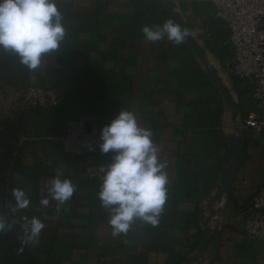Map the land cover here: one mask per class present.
Segmentation results:
<instances>
[{"label":"crops","instance_id":"crops-1","mask_svg":"<svg viewBox=\"0 0 264 264\" xmlns=\"http://www.w3.org/2000/svg\"><path fill=\"white\" fill-rule=\"evenodd\" d=\"M57 6L64 14L65 41L29 71V83L55 90L59 105L28 111L27 152L14 187L31 201L18 210L21 218L43 222L40 240L58 262L264 264V240L246 239L242 230L252 197L264 186L263 136L243 127L256 102L228 72L233 53L211 5L57 0ZM169 20L187 31L183 43L145 38L144 26L155 30ZM121 110L132 111L153 132L159 158L168 162L169 184L159 226L136 222L126 236L114 238L97 195L108 157L100 151L69 157L59 141L65 122L81 112L111 120ZM231 139L240 142L238 159ZM230 168V184L219 193ZM58 171L76 186L60 213L55 201L40 203ZM210 216L213 221L205 225Z\"/></svg>","mask_w":264,"mask_h":264},{"label":"clouds","instance_id":"clouds-1","mask_svg":"<svg viewBox=\"0 0 264 264\" xmlns=\"http://www.w3.org/2000/svg\"><path fill=\"white\" fill-rule=\"evenodd\" d=\"M143 34L150 42L165 37L179 45L188 33L179 24L169 20L155 30L144 26ZM66 38L64 14L57 0H0V52L14 56L29 71L39 69L45 57L59 52ZM153 132L142 127L136 115L129 110L116 112L100 128L98 148L108 157L103 167L98 198L101 207L109 213L111 235H127L136 222L157 227L168 199L169 178L165 169L167 161L159 158V148L153 141ZM89 150H94L88 145ZM57 172L49 181L48 195L40 203L47 207L56 202V211L69 201L76 186ZM13 213L27 208L31 201L23 189L12 190ZM66 210V209H65ZM27 226L19 239L18 253L26 246H37L45 225L37 218L24 217ZM16 221L0 215V233L12 229Z\"/></svg>","mask_w":264,"mask_h":264},{"label":"built area","instance_id":"built-area-1","mask_svg":"<svg viewBox=\"0 0 264 264\" xmlns=\"http://www.w3.org/2000/svg\"><path fill=\"white\" fill-rule=\"evenodd\" d=\"M205 1L227 32L224 44L233 53L228 72L244 83L246 92L256 102V109L245 114L243 127L262 135L264 141V0ZM23 103L32 111H42L57 107L59 96L53 89L32 85L26 89ZM109 122L110 119L101 120L92 112H81L76 118L67 120L59 141L61 151L69 157L96 155L100 126ZM88 145L94 150L90 151ZM213 217H208L206 224H210ZM242 230L246 239L264 240V186L252 197Z\"/></svg>","mask_w":264,"mask_h":264},{"label":"rangeland","instance_id":"rangeland-1","mask_svg":"<svg viewBox=\"0 0 264 264\" xmlns=\"http://www.w3.org/2000/svg\"><path fill=\"white\" fill-rule=\"evenodd\" d=\"M29 86V70L14 56L0 52V215L9 222L16 221L11 230L0 233V264H69L58 262L41 240L37 246L17 252L27 224L18 211H11L10 205L14 204L12 190L27 152L25 127L28 111L32 110L23 99Z\"/></svg>","mask_w":264,"mask_h":264},{"label":"water","instance_id":"water-1","mask_svg":"<svg viewBox=\"0 0 264 264\" xmlns=\"http://www.w3.org/2000/svg\"><path fill=\"white\" fill-rule=\"evenodd\" d=\"M176 22H177V24H180V21L176 20ZM222 92L226 96V91L222 89ZM229 145L231 148V152L233 154V158L234 159L240 158V150H241L240 149V142L238 140L231 139V140H229ZM228 173H229V175L225 178V180L221 184V188L219 190V193L225 191L226 188L229 186L230 181H231V177L233 174V168H230ZM205 225H207L206 222H205ZM209 232H210V230L206 229V231L204 232L205 237L207 236V234Z\"/></svg>","mask_w":264,"mask_h":264}]
</instances>
